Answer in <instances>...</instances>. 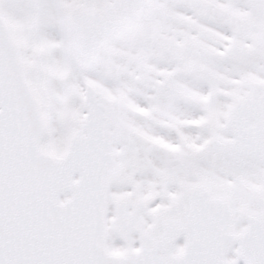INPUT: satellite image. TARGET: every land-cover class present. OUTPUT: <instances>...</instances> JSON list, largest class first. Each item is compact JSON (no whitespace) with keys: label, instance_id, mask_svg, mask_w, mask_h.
Returning <instances> with one entry per match:
<instances>
[{"label":"snow or ice","instance_id":"6c2138e0","mask_svg":"<svg viewBox=\"0 0 264 264\" xmlns=\"http://www.w3.org/2000/svg\"><path fill=\"white\" fill-rule=\"evenodd\" d=\"M0 264H264V0H0Z\"/></svg>","mask_w":264,"mask_h":264}]
</instances>
